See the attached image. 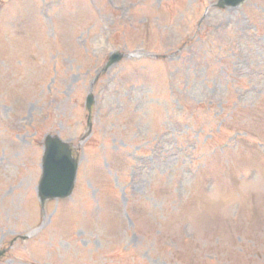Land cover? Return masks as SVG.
I'll list each match as a JSON object with an SVG mask.
<instances>
[{"label": "rangeland", "instance_id": "1", "mask_svg": "<svg viewBox=\"0 0 264 264\" xmlns=\"http://www.w3.org/2000/svg\"><path fill=\"white\" fill-rule=\"evenodd\" d=\"M215 2L0 0V249L35 229L56 264H264V0ZM48 134L79 165L42 219Z\"/></svg>", "mask_w": 264, "mask_h": 264}, {"label": "water", "instance_id": "2", "mask_svg": "<svg viewBox=\"0 0 264 264\" xmlns=\"http://www.w3.org/2000/svg\"><path fill=\"white\" fill-rule=\"evenodd\" d=\"M243 0H218V6H237ZM120 54H113L108 65L119 60ZM93 97H87L90 107ZM76 161L72 159L68 146L57 137L47 136L43 156V175L39 184V196L45 198L63 197L70 194L76 172Z\"/></svg>", "mask_w": 264, "mask_h": 264}, {"label": "flooded vegetation", "instance_id": "3", "mask_svg": "<svg viewBox=\"0 0 264 264\" xmlns=\"http://www.w3.org/2000/svg\"><path fill=\"white\" fill-rule=\"evenodd\" d=\"M10 247H11V246H10ZM10 247H8V248L5 247V248L3 249L4 252L0 255V258H3L6 254L9 253V250H10L9 248H10ZM5 262H10V261L6 259Z\"/></svg>", "mask_w": 264, "mask_h": 264}]
</instances>
